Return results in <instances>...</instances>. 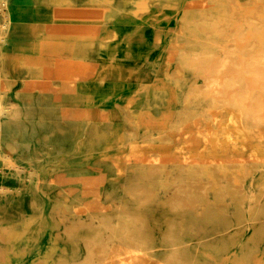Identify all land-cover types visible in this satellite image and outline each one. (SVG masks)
<instances>
[{"label":"rangeland","instance_id":"rangeland-1","mask_svg":"<svg viewBox=\"0 0 264 264\" xmlns=\"http://www.w3.org/2000/svg\"><path fill=\"white\" fill-rule=\"evenodd\" d=\"M34 1L97 6L105 26L85 36L74 22L52 39L90 65L79 83L94 85L91 94L25 93L24 82L6 93L0 155L10 163L0 157V264H264V0ZM13 4L30 8V0ZM99 79L106 91H98ZM61 128L62 151L53 152L44 141ZM151 154L157 174L148 177ZM61 175L87 183L56 185ZM140 181L152 198L130 194ZM177 189L196 203H170ZM117 221L126 223L129 247L144 249L110 237ZM70 223L78 228L73 240L63 232ZM92 245L103 247L101 261L90 255Z\"/></svg>","mask_w":264,"mask_h":264},{"label":"bare ground","instance_id":"bare-ground-1","mask_svg":"<svg viewBox=\"0 0 264 264\" xmlns=\"http://www.w3.org/2000/svg\"><path fill=\"white\" fill-rule=\"evenodd\" d=\"M207 2V1H206ZM233 2V1H232ZM253 2V1H252ZM193 3V2H192ZM205 3V2H204ZM191 4V2H190ZM189 4V5H190ZM193 5V4H192ZM199 5V4H198ZM201 5V3H200ZM243 5V4H242ZM241 5V6H242ZM191 6V5H190ZM206 6V5H205ZM229 6V5H228ZM188 7V6H187ZM189 8V7H188ZM204 8V7H203ZM259 9V8H257ZM29 10V9H28ZM237 10V9H236ZM101 12V11H100ZM238 12V11H236ZM239 13V12H238ZM256 15V14H255ZM238 16V15H237ZM254 16V15H252ZM257 16V15H256ZM255 17V16H254ZM253 17V18H254ZM238 18V17H237ZM252 18V17H250ZM0 19H1V24H0V115H3L4 113H6L8 111V108L4 106L3 104V100L6 96V93L16 84H23V90L25 93L31 92V91H37L39 94L41 95H57L58 92L63 91V92H74L80 89H84V93L86 94H91V90H93L94 85H80L79 81L82 79L84 80V77H86L88 75V73H92V70H90L89 68V64H87L86 62L83 61H76L75 59H73V50L71 48H65L63 46H58L56 43H54V41L52 40L53 37L58 34V33H62L64 31L67 30H71L73 29V27H75L74 22L76 23L77 26H79L80 32L82 31L84 33V35L86 36H94L96 33L100 32V28L103 27V25H101L102 23V19L100 16V13L98 10L96 9H70V8H59V9H54L52 17L50 19L47 20H39V18L35 15H30L28 12L26 13L25 9L23 8H19L17 6H15L13 4V0H0ZM257 19V18H256ZM254 18V20H256ZM179 21V20H178ZM201 21V20H200ZM259 22V21H258ZM194 23V22H193ZM186 24V23H185ZM188 24V23H187ZM195 24V23H194ZM260 25V24H259ZM180 27V26H179ZM184 27V25H183ZM259 27V26H258ZM78 28V27H77ZM186 28V27H185ZM184 28V30H185ZM183 29V28H181ZM198 29V28H197ZM258 29V28H257ZM178 30V29H177ZM70 31V32H71ZM76 31V30H75ZM78 31V29H77ZM198 31V30H197ZM114 31L111 30L110 34H112ZM261 32V31H260ZM259 32V33H260ZM78 33V32H77ZM107 33V31H106ZM207 34V33H206ZM254 34V33H253ZM98 35V34H97ZM177 36V35H176ZM180 36V34H179ZM256 37V36H255ZM178 38V37H177ZM255 40V39H254ZM175 41V40H174ZM260 41V40H259ZM8 42V43H7ZM176 42V41H175ZM180 42V40H179ZM182 42V41H181ZM187 42V41H186ZM254 42V41H253ZM246 44V43H245ZM244 45V44H243ZM242 45V46H243ZM252 45V44H251ZM254 45V44H253ZM256 45V44H255ZM259 45H261V43L259 42ZM235 46V45H234ZM245 46V45H244ZM238 47V46H235ZM241 47V45H240ZM252 47V46H250ZM258 48V46H257ZM261 48V47H260ZM259 48V49H260ZM110 49V48H109ZM113 49V48H112ZM241 49V48H240ZM239 49V50H240ZM251 49V48H250ZM255 50V49H254ZM257 50V49H256ZM252 51V50H251ZM260 51V50H258ZM238 53V51H235ZM247 51L245 50V53ZM250 52V51H249ZM257 52V51H256ZM231 53V52H230ZM234 53V52H233ZM251 53V52H250ZM248 53V54H250ZM239 54V53H238ZM241 54V53H240ZM244 54V53H243ZM254 53H252L253 55ZM256 54V53H255ZM235 55V54H234ZM247 56V54H246ZM249 56V55H248ZM251 56V55H250ZM238 57V56H236ZM230 59V57H228ZM239 58V57H238ZM235 59V58H234ZM232 60V59H231ZM245 60V59H243ZM236 61V59H235ZM239 61V60H238ZM237 61V62H238ZM232 62V61H230ZM235 62V63H237ZM189 63V62H188ZM240 64L239 62L237 63V65ZM243 64V63H242ZM245 64V63H244ZM236 65V66H237ZM230 66V65H228ZM243 66V65H242ZM227 67V66H226ZM225 67V68H226ZM231 67V66H230ZM229 67V68H230ZM239 67V65H238ZM255 68V67H254ZM228 69V67H227ZM231 69V68H230ZM229 69V71H230ZM222 71V70H220ZM228 71V73H229ZM237 71V70H235ZM231 72V71H230ZM234 72V71H233ZM239 72V71H238ZM237 72V73H238ZM242 72V71H241ZM224 73V72H222ZM240 73V72H239ZM221 74V72L219 73ZM231 75V73H229ZM234 74V73H232ZM172 75V74H171ZM216 76V75H214ZM218 76V75H217ZM216 76V77H217ZM227 76V75H226ZM250 76V75H249ZM171 77V76H170ZM174 77V76H173ZM212 77V76H211ZM231 76H229L230 78ZM165 78V77H164ZM247 78V77H246ZM250 78V77H249ZM248 78V79H249ZM217 79V78H216ZM221 79V78H220ZM252 79V78H250ZM249 79V80H250ZM219 80V79H218ZM240 84H241V80ZM238 81V82H239ZM103 82V79H99L98 84H96V87L99 86V90L98 91H106V89L108 88V86H105L104 89L102 86H100ZM244 82V81H242ZM220 83V81H219ZM218 83V84H219ZM92 84V83H91ZM124 84V83H123ZM239 84V85H240ZM244 84V83H243ZM259 83L257 85H254L255 87L258 86L259 87ZM111 86V85H110ZM207 86V85H206ZM220 86V84H219ZM228 86V85H227ZM242 86V85H241ZM240 86V87H241ZM225 87V86H224ZM224 87H222V91L220 89L221 92H224ZM236 87V86H235ZM245 87V86H244ZM221 88V87H220ZM112 89V88H111ZM136 89V88H135ZM242 89V88H241ZM244 89V88H243ZM259 89V88H258ZM257 89V91H255V95L256 93L259 91ZM256 90V89H255ZM225 91H227V88L225 89ZM233 91V90H232ZM20 92V91H18ZM111 92V91H109ZM202 92V91H201ZM219 92V91H218ZM220 92V94H222ZM260 92V91H259ZM262 92V91H261ZM260 92V93H261ZM102 93V92H101ZM232 93V92H231ZM230 93L228 92V95ZM255 95H252V97H254ZM258 95V94H257ZM261 95V94H260ZM224 97V96H222ZM230 98V95L227 96ZM226 97V98H227ZM251 97V96H249ZM221 98V97H219ZM255 98V97H254ZM224 99V98H222ZM221 99V100H222ZM228 99V98H227ZM226 99V100H227ZM248 99V98H247ZM246 99V100H247ZM220 100V102H221ZM225 100V99H224ZM222 100V101H224ZM29 101V100H28ZM218 101V100H217ZM248 101V100H247ZM219 102V103H220ZM229 102H231V99L229 100ZM244 102V101H243ZM249 102V101H248ZM26 103V102H25ZM29 103V102H28ZM185 104V103H184ZM239 104V102H238ZM237 104V105H238ZM249 104V103H247ZM264 104V103H263ZM233 105V104H232ZM244 105V104H243ZM231 106V105H230ZM235 106V105H234ZM116 107V106H113ZM184 107V105H183ZM225 107L224 104H222L221 108ZM249 107V106H248ZM247 108V105H246ZM66 112L67 111H62V115L64 117H66ZM119 112V109H118ZM242 112V111H241ZM127 113H129L127 111ZM61 115V113L59 114ZM127 115V114H126ZM208 116V114H207ZM72 117V116H71ZM81 117V116H80ZM130 117V116H129ZM190 117V116H189ZM74 118V117H73ZM178 118V117H177ZM180 118V117H179ZM129 118L126 119V122ZM133 119V118H132ZM190 119V118H189ZM131 121V120H130ZM133 121V120H132ZM184 121V120H182ZM125 122V123H126ZM131 123V122H130ZM183 123V122H181ZM213 124V123H212ZM130 125V124H129ZM173 127V126H172ZM180 127V126H179ZM245 127V126H244ZM177 128V127H176ZM175 128V129H176ZM90 129V128H89ZM94 129V128H93ZM108 129V128H107ZM130 129V128H129ZM61 131L62 128L59 129V131H57V133L52 134V136L46 138V140L44 141V144L47 145L48 147H50L53 152H61V143L62 140L64 139V137L61 135ZM107 131V130H106ZM95 132V129H94ZM93 132V133H94ZM134 133V132H133ZM132 134V132H131ZM135 134V133H134ZM96 135V134H95ZM104 135V134H103ZM128 135V134H127ZM42 137V136H41ZM129 137V136H128ZM131 137V136H130ZM147 137V136H146ZM44 138V137H43ZM102 138V137H101ZM157 138V137H156ZM45 139V138H44ZM123 139V138H122ZM166 139V138H165ZM97 140V139H96ZM124 140V139H123ZM162 140V139H161ZM165 141V140H162ZM168 143V142H167ZM88 144V143H87ZM93 145V144H92ZM187 145V144H186ZM8 146V145H6ZM10 146V145H9ZM128 146V144H127ZM125 147V145H124ZM183 147V146H182ZM181 147V148H182ZM235 147V146H234ZM10 149V147H8ZM123 148V146H122ZM210 148V147H209ZM232 148V147H231ZM90 149V148H89ZM139 149V148H138ZM207 149V148H206ZM235 149V148H233ZM232 149V150H233ZM13 150V149H12ZM137 150V149H136ZM135 150V151H136ZM229 150V149H228ZM138 151V150H137ZM202 151V150H201ZM175 152V151H174ZM200 152V151H199ZM233 152V151H232ZM135 153V152H134ZM180 153V151H179ZM235 153V152H234ZM182 154V153H181ZM185 154V153H184ZM140 155V154H139ZM153 154H151L150 156H152ZM156 155V154H155ZM242 155V154H241ZM254 155V153H253ZM149 156V157H150ZM157 156V155H156ZM249 156V155H247ZM251 156V155H250ZM249 156V157H250ZM0 157L6 161L7 163H10V159L8 156L4 155ZM141 157V155H140ZM153 157V156H152ZM150 157V158H152ZM212 157V156H211ZM210 157V158H211ZM185 158V157H184ZM254 158V157H253ZM192 159V158H191ZM255 159V158H254ZM129 160V159H128ZM157 159H155V157H153V160L151 161V164L148 165L147 167H149V174L148 177L151 175L153 176L156 173V161ZM237 159H235L236 161ZM253 161V159H251ZM136 161V158L135 160ZM183 161V160H182ZM181 161V162H182ZM224 161V160H222ZM240 161V159L238 160ZM259 161V160H257ZM137 162V161H136ZM146 162V161H145ZM186 162L189 163V161L187 160ZM192 162V161H191ZM193 165L196 164L195 161H193ZM204 163V160L202 161ZM200 162V163H202ZM227 162V161H226ZM232 162V161H231ZM244 162V161H243ZM254 162V161H253ZM129 163V162H128ZM143 163V162H142ZM159 163V161H158ZM168 164H171L169 162H167ZM217 163H221L222 162H217ZM263 163V161H262ZM94 164V163H93ZM147 164V163H145ZM184 164V161H183ZM210 164V163H208ZM213 164V163H212ZM211 164V165H212ZM226 164V163H225ZM242 164V163H240ZM179 165V164H178ZM177 165V166H178ZM185 165V164H184ZM197 165V164H196ZM199 165V164H198ZM207 165V162H206ZM215 166V164H213ZM218 165V164H217ZM11 166V165H10ZM159 166V165H157ZM175 166V165H174ZM183 166V165H182ZM203 166V164H202ZM219 166V165H218ZM220 166H224L222 168H228L229 165L225 166L224 164L220 165ZM235 167V165H232ZM243 166V165H242ZM253 166V165H252ZM256 166V165H255ZM254 166V167H255ZM6 167V166H5ZM14 167V166H13ZM176 167V166H175ZM180 167V166H179ZM178 167V169H179ZM183 167H186L183 166ZM197 167V166H196ZM216 167V166H215ZM215 167L213 168V170L215 169ZM238 167V166H237ZM257 167V166H256ZM17 168V167H16ZM159 168V167H157ZM193 168V167H192ZM191 168V169H192ZM200 168V167H199ZM212 168V167H211ZM210 168V169H211ZM233 168V167H232ZM247 169L249 167H246ZM11 169V168H10ZM162 169V168H160ZM159 169V170H160ZM177 169V170H178ZM189 169V167H188ZM231 169V167H230ZM195 170V169H194ZM197 170V169H196ZM195 170V171H196ZM201 170V169H200ZM232 170V169H231ZM249 170V169H248ZM247 170V174L251 171V169L248 171ZM18 171V170H17ZM128 171V170H127ZM194 171V173H195ZM237 171V169H236ZM242 171V170H241ZM246 171V169H245ZM16 172V171H15ZM21 172V171H20ZM139 172V171H138ZM147 172V171H146ZM167 172V171H166ZM231 172V171H230ZM238 172V171H237ZM236 172V173H237ZM18 173V172H17ZM160 173V172H159ZM169 173V172H168ZM182 173V171H181ZM188 173V172H187ZM193 173V172H192ZM199 173V172H198ZM209 173V172H208ZM213 173V172H212ZM234 173V174H236ZM245 173V172H244ZM157 174V173H156ZM186 174V173H185ZM210 174V173H209ZM214 174V173H213ZM179 175V174H177ZM176 175V176H177ZM184 175V174H183ZM221 175V174H220ZM226 175V173H225ZM225 175H221V176H225ZM237 175V174H236ZM250 175V173H249ZM139 176V175H138ZM142 176V175H141ZM144 176V175H143ZM147 176V175H146ZM150 176V177H151ZM216 176V175H213ZM211 174V177H213ZM241 176V175H240ZM245 176V175H244ZM247 176V175H246ZM245 176V177H246ZM147 177V178H148ZM157 177V176H156ZM160 177V176H159ZM167 177V176H166ZM178 177V176H177ZM176 177V179H177ZM219 176L217 175V178ZM227 177V176H225ZM224 177V178H225ZM233 177V176H232ZM96 178V177H95ZM134 178V177H133ZM138 178V177H137ZM141 178V177H140ZM146 178V177H145ZM165 178V175H164ZM171 178V177H170ZM201 178V175H200ZM214 178V177H213ZM217 178H215L217 180ZM222 178V177H221ZM234 178V177H233ZM80 180V182L82 181L83 183H87L86 180L84 179H80L77 177H72V176H68V175H61L58 177H55V179L53 180V182L56 185H62L68 182H72V181H76V180ZM93 179V178H92ZM166 179V178H165ZM211 179V178H210ZM228 179V178H227ZM231 179V178H230ZM242 179V176L241 178ZM245 179V178H244ZM49 180V179H48ZM141 180V179H140ZM175 180V179H174ZM212 180V179H211ZM214 180V182L216 181ZM243 180V179H242ZM144 181V180H142ZM153 181V180H152ZM158 181V179H157ZM228 181V180H227ZM233 181V180H232ZM240 181V180H238ZM237 181V182H238ZM146 183H148V179L147 181H145ZM151 182V181H150ZM197 182V181H196ZM218 182V181H217ZM229 182H231L229 180ZM241 182V181H240ZM135 183V182H134ZM163 183V182H162ZM199 183V182H198ZM239 183V182H238ZM243 183V182H242ZM132 184V183H131ZM164 184V183H163ZM203 184V183H202ZM129 185V184H128ZM134 185V184H133ZM151 185V184H150ZM165 185V184H164ZM194 185H196L194 183ZM201 185V184H200ZM198 184V186H200ZM212 185V184H210ZM215 184H213L212 186H214ZM235 185V184H234ZM232 185V186H234ZM49 186V184H48ZM197 186V185H196ZM231 186V187H232ZM240 186V185H238ZM236 186V187H238ZM121 187V186H120ZM166 187V186H165ZM202 187V186H201ZM211 187V186H210ZM241 187V186H240ZM129 188V187H128ZM196 188V187H194ZM198 188V187H197ZM214 188V187H213ZM123 189V188H122ZM126 189V188H125ZM176 189V188H175ZM241 189V188H240ZM239 189V190H240ZM74 190V189H73ZM130 190V189H129ZM202 190V189H201ZM199 188V191H201ZM206 190V189H205ZM212 190V189H211ZM236 190V189H235ZM238 190V189H237ZM236 190V191H237ZM238 190V191H239ZM262 190V189H261ZM87 191V190H86ZM163 191V190H162ZM184 191V190H183ZM226 191V190H225ZM228 191V190H227ZM71 192V191H70ZM81 192V191H80ZM230 192V191H229ZM240 192H242V190H240ZM85 193V192H84ZM83 193V194H84ZM154 193V192H153ZM188 193V192H186ZM186 193L181 192V190H176L172 201L170 203H174V204H178L181 207H185V205H190L191 203L194 204L196 203L197 199L196 197H194V199L191 198L190 195H186ZM194 193V191H193ZM236 193V192H235ZM264 193V192H263ZM130 194H132L133 196L137 197L138 200H145L146 198L151 197V192L150 190L143 184V182H139L135 187L131 188ZM204 194V191H203ZM218 194V193H217ZM57 195V194H56ZM60 195V194H59ZM57 195V196H59ZM67 195V194H66ZM85 195V194H84ZM127 195V194H126ZM65 196V195H64ZM64 196H62L64 198ZM172 196V195H171ZM60 197V196H59ZM75 197V196H74ZM130 197V196H129ZM234 197V195H233ZM62 198V199H63ZM66 198V197H65ZM169 198V197H168ZM228 198V196H227ZM77 199V198H76ZM109 199V198H108ZM131 199V198H130ZM136 199V200H137ZM243 199V198H242ZM55 200V199H54ZM110 200V199H109ZM132 200V199H131ZM151 200V199H150ZM57 201V200H55ZM118 202V201H117ZM116 202V203H117ZM146 202V201H145ZM120 202H118L119 204ZM143 203V202H142ZM141 203V206H142ZM56 204V203H55ZM173 204V205H174ZM113 205V204H112ZM258 205V204H256ZM172 206V204H171ZM194 206V205H193ZM203 206V205H202ZM59 207L55 205V208ZM62 207V206H61ZM119 207V206H118ZM138 207V205H137ZM169 207V206H168ZM200 207V206H199ZM73 208V207H72ZM75 208V207H74ZM116 208V207H115ZM140 208V206H139ZM171 208V207H170ZM259 208V207H258ZM82 209V208H81ZM117 209V208H116ZM121 209V208H120ZM137 209V208H136ZM180 209V208H179ZM61 210V209H59ZM73 210V209H72ZM79 210V209H78ZM119 210V209H118ZM249 210V209H248ZM51 211V210H50ZM57 211V210H56ZM66 211V210H64ZM67 211H69V209L67 208ZM77 211V210H76ZM75 211V212H76ZM123 211V210H122ZM71 212V211H70ZM253 212V211H252ZM258 212V210H257ZM50 213V212H49ZM59 213V212H58ZM66 213V212H65ZM74 213V212H72ZM62 214V213H61ZM69 214V213H66ZM251 214V213H250ZM58 215V214H57ZM63 215V214H62ZM94 215V214H93ZM98 215V214H97ZM126 215V214H125ZM56 216V215H55ZM91 216V215H90ZM250 216V215H249ZM57 217V216H56ZM63 217V216H62ZM126 217V216H125ZM131 217V216H130ZM133 217V216H132ZM135 217V216H134ZM106 218V217H105ZM136 218V217H135ZM133 218L132 222L133 225H136L139 220ZM62 219V218H61ZM89 219V218H88ZM132 219V218H131ZM86 220V219H85ZM90 220V219H89ZM93 220V219H92ZM60 221V219H59ZM78 221V220H77ZM87 221V220H86ZM96 221V220H95ZM100 221V220H99ZM126 222V221H125ZM62 223V220H61ZM69 223V222H68ZM77 223V222H76ZM75 223V224H76ZM79 223V222H78ZM98 223V222H97ZM73 224V225H75ZM81 225V223H79ZM85 224V223H84ZM82 224V225H84ZM126 223L124 222H119L117 221L116 224L114 225V228H112L113 230V234L110 235V237L112 235L114 236H119L121 237L120 239V243H123L128 247H129V241L126 243L123 239H122V234L124 232V226ZM71 225V223L67 226H65V230L63 232L67 233V235L69 237L74 236L75 230L76 228ZM128 225V224H127ZM130 225V224H129ZM76 226V225H75ZM78 226V224H77ZM85 226V225H84ZM82 226V227H84ZM87 226V224H86ZM89 226V225H88ZM80 228V226H78ZM81 227V228H82ZM90 227V226H89ZM94 227V226H93ZM63 228V227H62ZM85 228V227H84ZM88 228V227H87ZM91 228V227H90ZM96 228V227H95ZM64 229V228H63ZM78 229V228H77ZM133 230V229H132ZM248 230V229H247ZM128 232V230H126ZM134 231V230H133ZM139 231V230H138ZM64 233V234H65ZM126 233V232H125ZM124 233V234H125ZM137 234V232H135ZM123 234V235H124ZM127 234V233H126ZM133 235V234H132ZM131 235V236H132ZM136 236V235H135ZM68 237V238H69ZM109 237V236H108ZM107 237V238H108ZM113 237V236H112ZM129 238V237H128ZM66 239V238H65ZM106 239V238H104ZM112 239V238H111ZM137 239V237H136ZM73 240V239H72ZM113 240V239H112ZM140 240V238H139ZM103 241V240H102ZM100 241V242H102ZM119 241V240H118ZM91 242V240H90ZM137 242V241H136ZM147 242V241H146ZM87 242L85 241V244ZM92 243V242H91ZM98 243V242H97ZM103 243V242H102ZM131 244V243H130ZM134 244V243H132ZM84 245V243H83ZM91 245V244H89ZM89 245L87 247H89ZM85 246V245H84ZM93 246V245H92ZM184 246V245H183ZM103 247L101 246H97L94 247L93 249L90 251V255H95V257L97 259L100 260V255H104V249H101ZM130 249L136 250L138 251L139 249H144V248H140V245H130L129 247ZM174 249V248H172ZM141 251V250H140ZM160 251V250H159ZM134 252V251H133ZM155 253V252H154ZM134 254H137L134 252ZM140 254V253H139ZM141 255V254H140ZM102 257V256H101ZM104 257V256H103ZM87 258V257H86ZM95 258V260H96ZM92 259V258H91ZM103 259V258H101ZM90 260V259H89ZM91 261V260H90ZM101 261V260H100ZM103 261V260H102ZM87 262V261H86ZM89 262V261H88ZM99 262V261H97ZM83 263V262H81ZM73 264V263H72ZM85 264V263H84ZM99 264V263H98Z\"/></svg>","mask_w":264,"mask_h":264},{"label":"crops","instance_id":"crops-1","mask_svg":"<svg viewBox=\"0 0 264 264\" xmlns=\"http://www.w3.org/2000/svg\"><path fill=\"white\" fill-rule=\"evenodd\" d=\"M59 8H70V9H98L97 6H93L91 8H71V7H62V6H49L48 4H35L34 0H30V8L28 10V13L30 15H35L39 18V20H47L52 17L54 9H59ZM101 25H104V22L101 23ZM106 33V32H105ZM107 34V33H106Z\"/></svg>","mask_w":264,"mask_h":264}]
</instances>
